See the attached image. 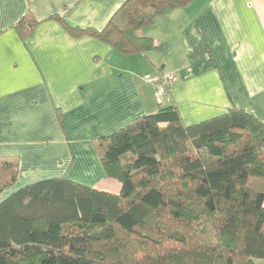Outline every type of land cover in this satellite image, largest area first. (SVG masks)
Instances as JSON below:
<instances>
[{
    "label": "trees",
    "instance_id": "1",
    "mask_svg": "<svg viewBox=\"0 0 264 264\" xmlns=\"http://www.w3.org/2000/svg\"><path fill=\"white\" fill-rule=\"evenodd\" d=\"M191 0H126L101 31L68 26L121 54L162 51L140 31ZM29 14L22 37L38 24ZM92 140L117 194L64 177L0 200V264H256L264 261V123L229 108L186 126L169 99ZM0 159V195L17 177Z\"/></svg>",
    "mask_w": 264,
    "mask_h": 264
},
{
    "label": "crops",
    "instance_id": "2",
    "mask_svg": "<svg viewBox=\"0 0 264 264\" xmlns=\"http://www.w3.org/2000/svg\"><path fill=\"white\" fill-rule=\"evenodd\" d=\"M125 1L0 0V159L18 163L0 200L58 177L117 194L92 140L157 111L149 78L175 76L169 99L186 126L231 107L264 123V0H191L140 31L164 50L133 55L50 19L101 31ZM27 14L39 23L21 37Z\"/></svg>",
    "mask_w": 264,
    "mask_h": 264
},
{
    "label": "built area",
    "instance_id": "3",
    "mask_svg": "<svg viewBox=\"0 0 264 264\" xmlns=\"http://www.w3.org/2000/svg\"><path fill=\"white\" fill-rule=\"evenodd\" d=\"M175 76L171 74L162 75L161 77L149 78V82L153 85L155 90V95L157 99L162 101V99L169 93L175 84Z\"/></svg>",
    "mask_w": 264,
    "mask_h": 264
},
{
    "label": "rangeland",
    "instance_id": "4",
    "mask_svg": "<svg viewBox=\"0 0 264 264\" xmlns=\"http://www.w3.org/2000/svg\"><path fill=\"white\" fill-rule=\"evenodd\" d=\"M61 127V126H60ZM62 128V127H61ZM76 174L75 172H72L71 170L68 172V175H71V174ZM77 174H83L84 175V173H80L79 171H77Z\"/></svg>",
    "mask_w": 264,
    "mask_h": 264
}]
</instances>
